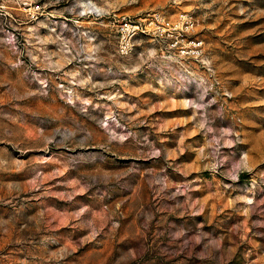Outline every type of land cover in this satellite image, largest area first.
Instances as JSON below:
<instances>
[{"label": "rangeland", "instance_id": "obj_1", "mask_svg": "<svg viewBox=\"0 0 264 264\" xmlns=\"http://www.w3.org/2000/svg\"><path fill=\"white\" fill-rule=\"evenodd\" d=\"M0 264H264V0H0Z\"/></svg>", "mask_w": 264, "mask_h": 264}]
</instances>
